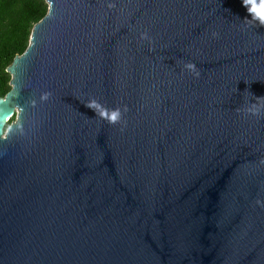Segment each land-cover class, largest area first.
I'll return each mask as SVG.
<instances>
[{
    "label": "water",
    "instance_id": "water-1",
    "mask_svg": "<svg viewBox=\"0 0 264 264\" xmlns=\"http://www.w3.org/2000/svg\"><path fill=\"white\" fill-rule=\"evenodd\" d=\"M45 1L0 97V264H264V116L243 111L264 26L242 0ZM117 106L123 126L95 114Z\"/></svg>",
    "mask_w": 264,
    "mask_h": 264
},
{
    "label": "trees",
    "instance_id": "trees-1",
    "mask_svg": "<svg viewBox=\"0 0 264 264\" xmlns=\"http://www.w3.org/2000/svg\"><path fill=\"white\" fill-rule=\"evenodd\" d=\"M47 8L45 0H0V97L11 88L7 66L25 50L33 25Z\"/></svg>",
    "mask_w": 264,
    "mask_h": 264
},
{
    "label": "clouds",
    "instance_id": "clouds-1",
    "mask_svg": "<svg viewBox=\"0 0 264 264\" xmlns=\"http://www.w3.org/2000/svg\"><path fill=\"white\" fill-rule=\"evenodd\" d=\"M243 5L246 7L247 12L250 14L251 18H245V23L248 26H256L257 24L260 26H264V0H242ZM213 37H217L218 33L213 32ZM141 39L151 40V37L147 30L141 33ZM183 70L188 71L194 78H198L200 76V72L197 69L195 63L193 62H186L183 65ZM50 93H44L41 99H47ZM257 102L252 103L250 102L247 107L243 109L246 114H250L253 116H264V103H259L261 99L264 97H256ZM85 105L91 108L94 112L95 109L99 106V102L96 101L94 98L86 101ZM127 111V107L117 106L111 109H105V111L95 113L99 115L102 119L106 120L109 124H117L120 123L122 126L126 123L124 121V113ZM256 203L261 207H264V201L257 200Z\"/></svg>",
    "mask_w": 264,
    "mask_h": 264
}]
</instances>
